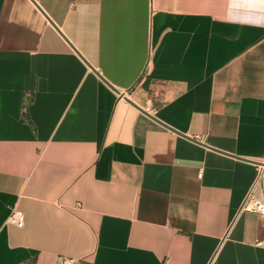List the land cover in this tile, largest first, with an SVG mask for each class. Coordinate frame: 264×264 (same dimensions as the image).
Wrapping results in <instances>:
<instances>
[{
	"label": "crops",
	"instance_id": "obj_1",
	"mask_svg": "<svg viewBox=\"0 0 264 264\" xmlns=\"http://www.w3.org/2000/svg\"><path fill=\"white\" fill-rule=\"evenodd\" d=\"M261 174L264 0H0V264H264Z\"/></svg>",
	"mask_w": 264,
	"mask_h": 264
},
{
	"label": "built area",
	"instance_id": "obj_2",
	"mask_svg": "<svg viewBox=\"0 0 264 264\" xmlns=\"http://www.w3.org/2000/svg\"><path fill=\"white\" fill-rule=\"evenodd\" d=\"M261 174L259 179L255 182L254 186L249 191L248 195L246 196L245 200L242 203L241 211H255L262 215H264V202L259 200L255 195V189L260 183L262 179ZM24 214L21 210L14 209L12 214L9 217V221L17 224L18 226H23L24 224ZM259 244L264 245V241L260 242ZM81 260L73 257L62 256L59 258L57 264H79ZM19 264H30L28 262H22Z\"/></svg>",
	"mask_w": 264,
	"mask_h": 264
},
{
	"label": "water",
	"instance_id": "obj_3",
	"mask_svg": "<svg viewBox=\"0 0 264 264\" xmlns=\"http://www.w3.org/2000/svg\"><path fill=\"white\" fill-rule=\"evenodd\" d=\"M130 103L134 104L137 108H139L141 111H143L144 113L150 115L144 108H142L141 106H139L138 104H136L135 102H133L130 98H126ZM193 139V138H192ZM195 140V139H194Z\"/></svg>",
	"mask_w": 264,
	"mask_h": 264
},
{
	"label": "trees",
	"instance_id": "obj_4",
	"mask_svg": "<svg viewBox=\"0 0 264 264\" xmlns=\"http://www.w3.org/2000/svg\"><path fill=\"white\" fill-rule=\"evenodd\" d=\"M82 262H83V261H81L80 263H82ZM80 263H79V264H80Z\"/></svg>",
	"mask_w": 264,
	"mask_h": 264
}]
</instances>
